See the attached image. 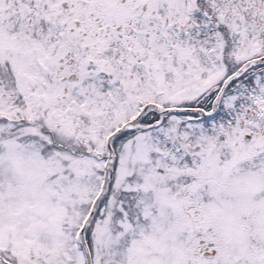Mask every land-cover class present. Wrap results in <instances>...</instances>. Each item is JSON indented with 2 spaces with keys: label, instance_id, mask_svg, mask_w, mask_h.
Returning a JSON list of instances; mask_svg holds the SVG:
<instances>
[{
  "label": "snow or ice",
  "instance_id": "1",
  "mask_svg": "<svg viewBox=\"0 0 264 264\" xmlns=\"http://www.w3.org/2000/svg\"><path fill=\"white\" fill-rule=\"evenodd\" d=\"M0 264H264V0H0Z\"/></svg>",
  "mask_w": 264,
  "mask_h": 264
}]
</instances>
